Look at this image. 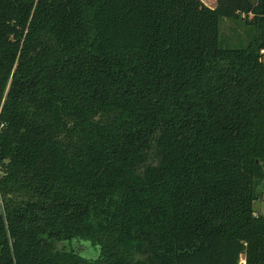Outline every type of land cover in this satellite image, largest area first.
Segmentation results:
<instances>
[{"label":"trees","instance_id":"trees-1","mask_svg":"<svg viewBox=\"0 0 264 264\" xmlns=\"http://www.w3.org/2000/svg\"><path fill=\"white\" fill-rule=\"evenodd\" d=\"M263 30L264 0H0V264H264Z\"/></svg>","mask_w":264,"mask_h":264},{"label":"rangeland","instance_id":"rangeland-1","mask_svg":"<svg viewBox=\"0 0 264 264\" xmlns=\"http://www.w3.org/2000/svg\"><path fill=\"white\" fill-rule=\"evenodd\" d=\"M251 17L248 14L244 19ZM244 19H228L220 18L218 20V45L221 48L237 49L247 45V43L254 36V29ZM264 35V30H263ZM259 54L262 55V61L264 62V49L259 50ZM1 104V101H0ZM2 173V167L0 166V174ZM262 189L260 188L259 192ZM263 196H259V199L255 200L252 204V213L264 215V210L261 209V199ZM1 209V202H0Z\"/></svg>","mask_w":264,"mask_h":264},{"label":"built area","instance_id":"built-area-1","mask_svg":"<svg viewBox=\"0 0 264 264\" xmlns=\"http://www.w3.org/2000/svg\"><path fill=\"white\" fill-rule=\"evenodd\" d=\"M260 201H261V209L264 210V196H263V198ZM252 214L254 216L258 215V214H255V213H252ZM238 264H244V261H243V259L241 257L238 260Z\"/></svg>","mask_w":264,"mask_h":264}]
</instances>
